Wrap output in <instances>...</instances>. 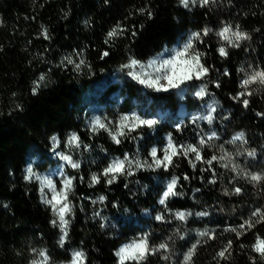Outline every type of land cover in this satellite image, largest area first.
<instances>
[{"label": "trees", "instance_id": "obj_1", "mask_svg": "<svg viewBox=\"0 0 264 264\" xmlns=\"http://www.w3.org/2000/svg\"><path fill=\"white\" fill-rule=\"evenodd\" d=\"M225 24L239 25L251 36L239 49L229 48L227 58L216 51L221 42L215 35ZM42 26L51 39L43 38ZM117 26L126 31L105 44L107 33ZM205 28L211 30L203 37L205 43L196 44L210 68L209 95L203 99L194 91L183 96L156 93L121 71L130 56L146 62L165 48L182 46L192 33ZM104 51L110 55L102 59ZM65 57L77 62L83 58L85 66L77 72ZM249 65L264 68V0H216L203 8L197 3L190 10L179 0H0V264H31L34 249H47L51 264H71L75 251L85 253V264H118L116 251L144 235L151 247L167 242L171 252L150 255L143 264H183L193 245L191 264H253V259L264 264L251 251L254 233L264 236V222L255 223L239 238L227 230L257 220L252 212L264 211V184L250 183L217 164L213 165L216 183L210 184V173L202 171L206 165L197 163L193 169L180 156L167 172L134 171L111 185L101 176L100 183L89 186L92 174L100 175L116 157L127 154L151 162L148 152L165 147L169 136L174 143L187 145L212 131L219 139L210 142L215 147L203 149L205 159L220 155L221 144L233 154L255 149V159L237 156V162L246 171L264 174V117L257 115L264 113V89L247 97V108L232 99L243 91L239 69ZM41 74L45 80L34 95V81ZM209 104L216 106L213 124L191 123L193 115L207 114ZM132 113L159 123L154 130L144 128L122 137L119 145L107 132L94 133L89 127L97 116L118 123L122 115ZM240 132L247 144L228 143ZM72 133L80 137V149L66 145ZM53 136L61 141L56 151L72 155L81 163L79 170L61 167L63 162L52 152ZM30 165L42 175L52 174L54 180L76 177L69 197L74 215L68 217L63 247L62 233L52 224L56 217L42 202L39 183L26 179ZM173 177H179V194L165 207L159 200ZM236 187L241 194H234ZM180 211L192 216L180 221L175 217ZM201 211L209 215H195ZM157 215L164 221H157ZM204 231L216 238L201 237ZM229 240L231 256L219 260L217 252Z\"/></svg>", "mask_w": 264, "mask_h": 264}, {"label": "snow or ice", "instance_id": "obj_2", "mask_svg": "<svg viewBox=\"0 0 264 264\" xmlns=\"http://www.w3.org/2000/svg\"><path fill=\"white\" fill-rule=\"evenodd\" d=\"M182 7L189 9L191 6L199 4L200 7H208L211 4H215L216 0H179ZM142 12L145 10L142 9ZM151 16V12L147 13ZM126 29L117 26L107 33L105 44L114 41L116 38L124 34ZM211 30L208 28L203 29V32L192 33L188 41L178 49L169 50L165 48L162 52L158 53L155 58L149 59L146 62L136 59L135 57H129L128 62L121 65V71H125L127 77H130L133 81L143 86L146 89H150L156 93H175L178 96H183L188 92L193 91V95L196 98L203 99L209 95L207 91L208 83L211 81L209 77L210 68L203 62L205 53L201 52L196 44H204L203 37H207ZM44 39H51L47 28H43L42 33ZM136 35L135 32L132 33ZM215 35L220 39V46L216 49L220 57L227 58L229 55V48L239 49L244 41L251 40V36L240 30L239 25L235 28L232 25L225 24L219 31L215 32ZM167 53V55H165ZM79 55V54H78ZM110 55L108 51L102 53L101 58H106ZM65 61L68 65H72L74 70L79 72L82 66H85V60L83 58L77 60L71 57H65ZM240 73L243 74L239 87L243 90L239 92L232 99L239 101L243 104V107L249 106V100L247 97H251L254 92H258L264 89V68L259 66L249 65L247 68L241 67ZM227 75V73H225ZM45 80V76L41 74L37 81H34V87L32 89L33 94H37L41 87V82ZM216 88L220 87V84H215ZM216 106L214 104L207 105L206 115H193L191 117V123L197 124L198 121H206L208 125H212L216 117ZM258 116L264 117V113H257ZM159 121L155 118L142 116L140 114L132 113L130 115H122L118 123L111 121L102 120L99 116L95 117L89 127L92 132H98L103 130L108 133L112 141L119 145L122 137H127L140 129L154 130ZM176 130H180V126H176ZM133 139L137 137L133 136ZM143 138L142 136L140 137ZM53 147L52 152L58 156L59 160L63 162L61 167H70L71 169L79 170L81 163L75 160L72 155L64 152H57V148L60 147L61 141L53 136L52 138ZM219 139L217 133L212 131L210 134L201 135L197 143L193 144H176L173 142L171 136L168 137L167 144L162 149L156 147L151 148L148 152L150 161L145 159L141 161L139 157L129 158L127 154L121 159L116 157L112 159L109 165L103 169L100 175L93 173L91 176V183L89 186L100 183L101 176L106 178V183L111 185L115 183L120 176H131L134 175V171L150 170L156 171L163 169L165 172L169 170L174 164V158L183 156L188 159L189 164L193 169L197 167V163L206 165L202 171H208L211 178L208 183H216L217 171L213 167L214 164L219 165L220 168L226 169L235 173L236 177L243 176L250 183L253 184H264V174L246 171L237 162V156H246L255 159L257 153L255 149L239 151L233 154L226 150L223 145L219 146L220 155L213 154L210 158L205 159L202 155V151L205 147H215L210 142ZM240 141L241 144H247L245 134L240 132L232 137L228 142L235 144ZM69 148L80 149L82 147L80 137L72 133L67 141L65 142ZM87 147V145H83ZM162 153V154H161ZM192 155V158L190 157ZM26 179L36 181L39 183V191L41 193L42 202L50 206L56 219L52 221L53 225H58L62 233L59 244L61 247L68 237V228L70 220L68 217L74 215L73 205L69 199L70 194L74 192V181L76 177L63 175L62 179L54 180L52 174L42 175L37 171H34L30 165L26 169ZM81 180L83 177L80 178ZM185 180L189 177L185 176ZM179 177H173L170 182L166 185V190L163 191L159 203L167 207V201L170 197L177 196V184ZM47 190V191H46ZM199 191V189H197ZM228 195L227 191L225 192ZM234 194H241V188H234ZM104 197H100V201H104ZM6 207V205H5ZM198 217L208 216L209 213L206 211L197 212L195 214ZM192 216L191 212H176L175 217L180 221H187L188 217ZM252 216L256 217L257 220L253 222L251 219L244 221L240 224L239 229L230 228L228 231L236 233L239 238L246 234L247 231L252 230L255 227V223L264 222V211L257 208L252 212ZM157 221H164L163 215H157L155 217ZM179 234V229L176 230ZM201 237H208L209 239H215V235L210 234L207 231L200 232ZM255 239L251 245V251L258 254L261 260H264V236L254 233ZM180 239H184L183 235H180ZM195 245L188 251L183 257V264H191L192 257L195 252ZM233 247L232 241L229 240L226 246L217 252L216 256L219 260H227L231 256V249ZM244 247V245H241ZM158 252L170 253L171 249L167 242L161 243L158 247H151L147 235L140 238H134L128 243L122 245L115 253L118 257V264H143V262L150 255H156ZM35 259L32 260L31 264H51V257L47 249L33 250ZM164 260H169L170 255H163ZM86 256L83 251H75L72 253L71 264H85ZM253 264H256L253 259Z\"/></svg>", "mask_w": 264, "mask_h": 264}, {"label": "rangeland", "instance_id": "obj_3", "mask_svg": "<svg viewBox=\"0 0 264 264\" xmlns=\"http://www.w3.org/2000/svg\"><path fill=\"white\" fill-rule=\"evenodd\" d=\"M184 45V44H183ZM182 45V46H183ZM182 46H175L173 49H178V48H181ZM165 55H167V53L165 54ZM196 89H193V91H195ZM54 156H56L55 155V153L53 154ZM56 157H58V156H56ZM241 158H244V156H242ZM241 160V159H240ZM263 185V184H262Z\"/></svg>", "mask_w": 264, "mask_h": 264}]
</instances>
